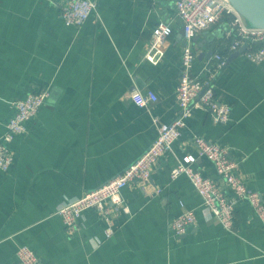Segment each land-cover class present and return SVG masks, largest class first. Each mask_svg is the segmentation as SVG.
<instances>
[{"label":"crops","instance_id":"1","mask_svg":"<svg viewBox=\"0 0 264 264\" xmlns=\"http://www.w3.org/2000/svg\"><path fill=\"white\" fill-rule=\"evenodd\" d=\"M65 1L0 0V135L14 113L12 101L51 89L27 131L12 141L14 163L0 170V264H18L22 244L47 264H264V222L247 201L236 206L232 232L205 215L186 175L170 176L177 160L191 153L203 174L218 177L191 142L202 135L229 147L264 201V62L242 53L217 77V97L232 105L230 121L216 122L209 111L193 107L152 173L151 183L162 192L126 186L131 210L114 214L110 238L95 209L84 212L81 230L69 237L58 207L139 157L157 137L155 118L170 122L179 114L183 28L174 0H96L98 15L79 27L63 20ZM160 19L172 21L173 33L154 63L145 54ZM222 42L216 26L199 34L196 72ZM148 89L158 99L138 105L133 90ZM185 209L194 210L196 223L177 236L170 222Z\"/></svg>","mask_w":264,"mask_h":264},{"label":"built area","instance_id":"2","mask_svg":"<svg viewBox=\"0 0 264 264\" xmlns=\"http://www.w3.org/2000/svg\"><path fill=\"white\" fill-rule=\"evenodd\" d=\"M174 7L183 28L182 58L176 91L179 114L170 122L155 118L157 137L139 157L103 184L84 191L58 207L57 213L62 217L69 237L78 235L84 212L95 209L107 222L105 237L110 238L115 230L114 214L130 213L131 210L123 194L126 186L132 184L149 190L151 195L160 194L163 187L153 186L152 173L180 138L191 109L200 107L209 111L216 122L228 123L231 119V103L219 99L216 92L217 77L227 64L229 55L246 45L243 55L253 62H264V28L248 23L229 0H174ZM97 9L96 0H66L61 6V16L66 24L79 27L92 15H98ZM214 26L221 30L224 42L212 52L202 70L196 72L198 52L194 37ZM172 33V21H157L145 54L148 60L154 63L159 60L164 53L163 46ZM50 94V87L43 86L30 91L22 99L12 101L14 113L5 132L0 135V170H9L14 163L12 141L17 135L27 131V122L46 104ZM132 95L140 106L158 99L151 89L146 93L133 90ZM191 142L198 157H205L213 163L218 177L203 174L196 166L197 156L185 153L172 167L171 178L186 175L202 198L205 215L232 232L236 231V206L241 200L247 201L255 215L264 222L262 195L248 186L245 175L239 172L240 161L231 157L229 147L202 135H194ZM180 204L184 205V202L180 200ZM195 223L194 210L185 209L171 220L170 228L179 236ZM16 257L18 264H47L28 244L17 248Z\"/></svg>","mask_w":264,"mask_h":264},{"label":"water","instance_id":"3","mask_svg":"<svg viewBox=\"0 0 264 264\" xmlns=\"http://www.w3.org/2000/svg\"><path fill=\"white\" fill-rule=\"evenodd\" d=\"M234 8L247 20L248 23L257 27L264 28V0H229ZM221 31V30H219ZM207 33V32H206ZM209 37V36H208ZM199 34H197L194 39L197 41ZM246 48V45H243L238 51L229 55L228 60L234 57L235 55L241 54ZM209 55H212V51L208 52ZM200 56L204 55L203 52L199 54Z\"/></svg>","mask_w":264,"mask_h":264}]
</instances>
